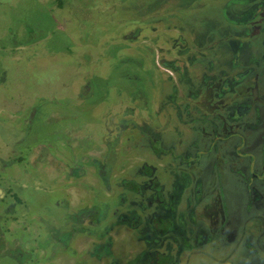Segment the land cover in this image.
I'll use <instances>...</instances> for the list:
<instances>
[{
    "label": "rangeland",
    "instance_id": "obj_1",
    "mask_svg": "<svg viewBox=\"0 0 264 264\" xmlns=\"http://www.w3.org/2000/svg\"><path fill=\"white\" fill-rule=\"evenodd\" d=\"M256 1L0 0V264H157L158 253L166 264H264V124L214 149L189 132V84L167 94L170 66L192 76V62L161 33L217 36L236 27L228 13L255 22ZM238 146L247 167L231 164ZM215 202L237 217L223 248L217 228L209 240ZM249 227L260 244L245 247Z\"/></svg>",
    "mask_w": 264,
    "mask_h": 264
},
{
    "label": "flooded vegetation",
    "instance_id": "obj_2",
    "mask_svg": "<svg viewBox=\"0 0 264 264\" xmlns=\"http://www.w3.org/2000/svg\"><path fill=\"white\" fill-rule=\"evenodd\" d=\"M263 4L262 0L261 2L260 0L258 2L256 1V8L258 11H256L255 17L253 18L255 22L252 20L254 14H251L248 18L247 15L244 16V14H248V12H236L239 14L234 15V19L238 18V20L233 22L230 17L233 13H228L226 18L229 19V22L235 24L236 27L232 29L228 26L226 30L217 36L211 35V37L207 32H201L203 31L201 28L192 26L190 28L193 36L189 43L188 40L184 39H182V41H177V36L179 34L176 30V32H172L173 30L161 31L163 34L162 37H166V39L162 38L165 43L167 39L172 40L170 43L171 47L167 46L168 48H166V50L170 51V49H173L175 47L174 45H176V51H182V53L176 52L178 61L180 62L182 58L184 61L185 58V61L192 62V76L188 75L186 65H182V69H178L179 67L176 65L170 66L172 67L171 71L173 72V78L171 80V74H169L171 92L167 94V96L170 98L175 97L176 93H178L175 87H179V84H189V93L187 97L190 102L187 101L183 104L185 107L190 104L193 109V115L190 117L193 122L191 125L192 129L188 131H198V133H202V136H208L202 139V142L208 144L209 148L210 145H212L214 149L216 144L219 145L220 142H227L238 129H256L264 124ZM150 28L151 26L146 28V30ZM140 31L141 30L138 31L134 28L129 34L133 39H136V35H138ZM189 46H191V49ZM218 47L221 50L223 49L224 52H218ZM156 60L158 61V59H155V61ZM162 61L167 62L163 59ZM173 61L175 62V60ZM178 90L181 91V87H179ZM178 105H180V103L177 102V107H179ZM206 130L208 132H206ZM156 141H158L161 147H163V145L165 148L169 147L163 140L159 141V139H155L153 143ZM194 141H196V139L191 140L190 144L195 145ZM190 144H186L185 146L188 147ZM196 145L197 147L199 146L198 144ZM185 146H182L179 154H182V158L186 159L190 152L186 150ZM263 150L264 141L261 147V177L264 179ZM234 151L238 152V155H236V159L232 160L231 164L239 162L241 164L240 166H249V164H246L248 160L246 161L244 154L239 151V146L234 148ZM200 153L202 152L200 151ZM200 153H198L196 157L193 154L196 160H199ZM225 158L226 152H218V157H216L215 162L211 165L214 174H216V172L219 174V170L221 169L216 166V162H225ZM183 162L182 159L180 163ZM250 166H252L251 163ZM181 169V172H183V168ZM239 172L241 173L242 171L239 170ZM243 183L250 197L257 198L259 192L249 184L248 180H243ZM215 203L216 206L211 205L212 210L209 209L213 215L212 221H214V215L217 216L218 213L220 219L212 222L211 227L213 231L212 234L210 233L211 239L209 240L212 243L216 241L215 228H217L218 231L222 233L221 240L217 242H219V244L222 245L221 248H223L230 242L231 235L233 236L235 234L236 228L234 227V221L235 219L237 220V217L234 214V216L232 215L225 218L222 205L217 202ZM215 223H217L218 226L214 225ZM259 223L261 222L257 220L256 225ZM210 225L211 224H209V226ZM241 229H239L240 233ZM245 231L247 234H245L244 237L246 238L242 239L240 235V242L242 241L241 243L245 244V247H247L248 242L260 244L258 237L253 235L251 227L245 228ZM253 237H255L254 241ZM225 243L227 244L225 245Z\"/></svg>",
    "mask_w": 264,
    "mask_h": 264
},
{
    "label": "trees",
    "instance_id": "obj_3",
    "mask_svg": "<svg viewBox=\"0 0 264 264\" xmlns=\"http://www.w3.org/2000/svg\"><path fill=\"white\" fill-rule=\"evenodd\" d=\"M147 170H149V168H147ZM127 185L132 186V188L136 189V186L133 182H127ZM96 213H97L96 211H91L88 212V215L92 220H96ZM153 224L156 227V229L160 232H164L169 227V222L160 217H155L153 219ZM155 258L157 264H166L168 262V256L165 254L158 253L155 255ZM136 259L137 257L133 259H129L124 264H136Z\"/></svg>",
    "mask_w": 264,
    "mask_h": 264
},
{
    "label": "water",
    "instance_id": "obj_4",
    "mask_svg": "<svg viewBox=\"0 0 264 264\" xmlns=\"http://www.w3.org/2000/svg\"><path fill=\"white\" fill-rule=\"evenodd\" d=\"M263 161H264V150H263Z\"/></svg>",
    "mask_w": 264,
    "mask_h": 264
}]
</instances>
